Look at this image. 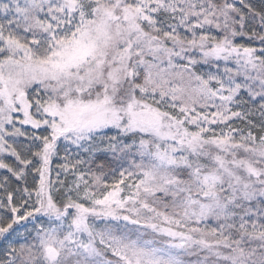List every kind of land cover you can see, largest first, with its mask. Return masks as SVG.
Returning <instances> with one entry per match:
<instances>
[{"label":"snow or ice","instance_id":"snow-or-ice-1","mask_svg":"<svg viewBox=\"0 0 264 264\" xmlns=\"http://www.w3.org/2000/svg\"><path fill=\"white\" fill-rule=\"evenodd\" d=\"M0 264H264V0H0Z\"/></svg>","mask_w":264,"mask_h":264}]
</instances>
